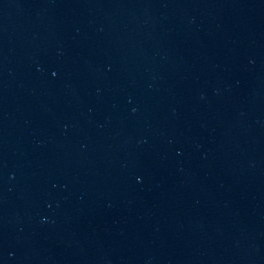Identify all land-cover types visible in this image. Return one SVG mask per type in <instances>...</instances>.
<instances>
[{
  "label": "water",
  "instance_id": "water-1",
  "mask_svg": "<svg viewBox=\"0 0 264 264\" xmlns=\"http://www.w3.org/2000/svg\"><path fill=\"white\" fill-rule=\"evenodd\" d=\"M0 264H264V0H0Z\"/></svg>",
  "mask_w": 264,
  "mask_h": 264
}]
</instances>
